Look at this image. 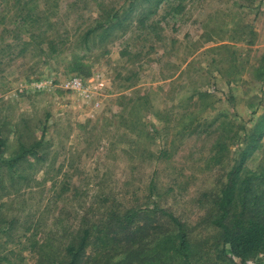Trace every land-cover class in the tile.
I'll return each instance as SVG.
<instances>
[{
    "label": "rangeland",
    "instance_id": "rangeland-1",
    "mask_svg": "<svg viewBox=\"0 0 264 264\" xmlns=\"http://www.w3.org/2000/svg\"><path fill=\"white\" fill-rule=\"evenodd\" d=\"M260 70L264 0H0V264H38L36 243L67 238L88 208L127 204L152 183L210 251L198 264H235L216 258L208 220L264 113ZM75 75L86 92L66 89ZM43 131L38 153L11 169ZM255 152L245 170L264 173V136Z\"/></svg>",
    "mask_w": 264,
    "mask_h": 264
},
{
    "label": "trees",
    "instance_id": "trees-1",
    "mask_svg": "<svg viewBox=\"0 0 264 264\" xmlns=\"http://www.w3.org/2000/svg\"><path fill=\"white\" fill-rule=\"evenodd\" d=\"M133 3L135 0H130ZM123 7V6H122ZM121 7V8H122ZM129 11L133 10L130 4ZM119 16L116 11L110 18ZM100 27H103L101 25ZM97 26L83 35L86 44ZM264 76V70H260ZM194 121V120H192ZM215 124V120L211 125ZM223 124V122L221 123ZM191 124L181 127V133L193 134L197 127ZM221 127V126H219ZM191 128V130H187ZM251 132V133H250ZM246 147L225 176V182L212 197L209 222L218 229L212 246L218 260L235 264L245 263L264 254V173L245 170L246 161L256 154L264 136V113L249 131L246 129ZM41 139L31 146H20V152L9 161L12 169L28 154H37L44 143ZM218 142L220 154L224 146ZM5 140L0 139V155L4 152ZM172 152L164 150L160 157L170 159ZM213 157V159H214ZM154 184L150 194L142 197L134 191L127 204L105 199L103 205L91 213L88 208L80 218L78 227L67 238H50V246L43 243L35 247L40 253L38 264H198L210 251L195 247L191 241L186 222L157 201ZM145 200V201H144ZM91 209V210H90ZM60 241L54 246L53 241ZM208 240H204L207 243Z\"/></svg>",
    "mask_w": 264,
    "mask_h": 264
},
{
    "label": "built area",
    "instance_id": "built-area-1",
    "mask_svg": "<svg viewBox=\"0 0 264 264\" xmlns=\"http://www.w3.org/2000/svg\"><path fill=\"white\" fill-rule=\"evenodd\" d=\"M65 87L68 90H78L81 92H86L89 88L87 87V82L86 80L81 77V76H72L71 78H69L68 80H66L65 82ZM101 85H103V82L100 83Z\"/></svg>",
    "mask_w": 264,
    "mask_h": 264
}]
</instances>
